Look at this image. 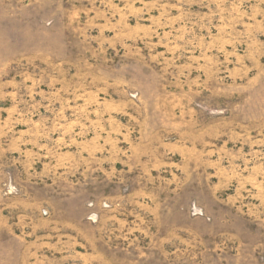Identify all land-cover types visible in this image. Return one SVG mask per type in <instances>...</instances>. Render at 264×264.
Returning <instances> with one entry per match:
<instances>
[{"label":"rangeland","instance_id":"1","mask_svg":"<svg viewBox=\"0 0 264 264\" xmlns=\"http://www.w3.org/2000/svg\"><path fill=\"white\" fill-rule=\"evenodd\" d=\"M0 264H264V0H0Z\"/></svg>","mask_w":264,"mask_h":264}]
</instances>
